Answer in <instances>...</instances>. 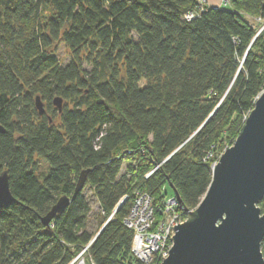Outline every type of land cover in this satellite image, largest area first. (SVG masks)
<instances>
[{
  "label": "trees",
  "instance_id": "trees-1",
  "mask_svg": "<svg viewBox=\"0 0 264 264\" xmlns=\"http://www.w3.org/2000/svg\"><path fill=\"white\" fill-rule=\"evenodd\" d=\"M227 4L0 0V173L15 200L0 208V264H66L88 242L87 261L139 264L122 222L135 194L156 203L176 192L183 214L196 207L264 89V0ZM84 188L97 232L106 222L94 239ZM63 195L68 206L44 226Z\"/></svg>",
  "mask_w": 264,
  "mask_h": 264
},
{
  "label": "water",
  "instance_id": "water-1",
  "mask_svg": "<svg viewBox=\"0 0 264 264\" xmlns=\"http://www.w3.org/2000/svg\"><path fill=\"white\" fill-rule=\"evenodd\" d=\"M34 103L41 115L43 107L38 96H35ZM53 105L60 111L61 99L54 97ZM3 132L0 125V134ZM85 175L86 171L79 175L71 197L81 190ZM174 195L180 203L176 192ZM263 196L264 91L255 99L232 144L212 165L210 183L199 203L194 209L186 210V218L181 224L173 226L168 255L160 264H264L260 251L264 237V212L257 205ZM14 201L7 174L2 171L0 208ZM122 203L123 200L114 211ZM68 204L69 197L60 196L41 218V223L47 226Z\"/></svg>",
  "mask_w": 264,
  "mask_h": 264
},
{
  "label": "built area",
  "instance_id": "built-area-1",
  "mask_svg": "<svg viewBox=\"0 0 264 264\" xmlns=\"http://www.w3.org/2000/svg\"><path fill=\"white\" fill-rule=\"evenodd\" d=\"M197 1L199 11H201L203 0ZM220 1L222 4L229 2V0ZM196 16L197 13L193 11L186 14L187 19ZM179 209L180 205L174 195L153 203L149 194L145 192L135 194L122 222L132 231L130 253L139 264H160L168 255L167 251L171 246L170 237L174 233L173 226L181 224L186 218ZM183 212L186 215V211L183 210ZM89 243L66 264H94L90 259L87 261Z\"/></svg>",
  "mask_w": 264,
  "mask_h": 264
},
{
  "label": "rangeland",
  "instance_id": "rangeland-1",
  "mask_svg": "<svg viewBox=\"0 0 264 264\" xmlns=\"http://www.w3.org/2000/svg\"><path fill=\"white\" fill-rule=\"evenodd\" d=\"M206 3L208 5V7H215V8H222V9H229L230 8L229 4L223 5L220 0H206ZM243 17L248 22L253 24L257 30H259L262 27V25H263L262 23L259 24L258 20H254V19H252V18H250V17H248L246 15H243ZM56 54L58 56V59H59V62H60L61 65H64V64H66L68 62V60H69V56H68L69 52H68L67 48L62 43H59L57 45ZM263 91H264V89H263ZM41 103H42V107H43V110H44L45 104L42 101H41ZM230 145L231 144H229V143L225 144L226 147H228ZM218 157H219V155H218ZM41 166H43V164H41ZM126 166H127V163H124L121 172H125ZM83 192H84V194L86 196V199H87L89 207H90L89 213L87 215L88 230L90 232L96 234L97 233V229H98V222L100 220L99 219L100 218L99 217L100 213H99V210H98V205H97L95 199L93 198V196H92V194H91V192H90V190L88 188H84ZM165 193H166V196H169L172 193V190L169 188V186L167 184L165 186ZM184 216H186V215L184 214Z\"/></svg>",
  "mask_w": 264,
  "mask_h": 264
}]
</instances>
